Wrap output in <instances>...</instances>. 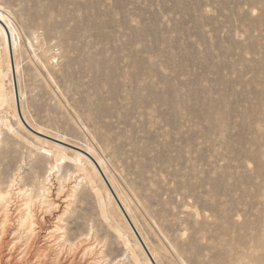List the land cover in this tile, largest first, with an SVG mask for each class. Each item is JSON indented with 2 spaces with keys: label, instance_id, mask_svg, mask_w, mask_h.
I'll return each instance as SVG.
<instances>
[{
  "label": "rangeland",
  "instance_id": "374dc122",
  "mask_svg": "<svg viewBox=\"0 0 264 264\" xmlns=\"http://www.w3.org/2000/svg\"><path fill=\"white\" fill-rule=\"evenodd\" d=\"M0 10L20 45L0 39L7 90L34 128L93 149L159 264H264V0ZM17 113L0 110V264H135L126 241L148 264L105 181L43 154L64 146Z\"/></svg>",
  "mask_w": 264,
  "mask_h": 264
},
{
  "label": "bare ground",
  "instance_id": "6f19581e",
  "mask_svg": "<svg viewBox=\"0 0 264 264\" xmlns=\"http://www.w3.org/2000/svg\"><path fill=\"white\" fill-rule=\"evenodd\" d=\"M1 38L3 39L4 49L7 52V54L9 56H13L15 54L17 48L20 46L19 42H18L19 38H18V34L16 32V29H15V26L12 24V22L10 20V16H8V14L3 12L2 10H0V39ZM0 48H1V46H0ZM0 60H1V58H0ZM12 63H14V62L12 61ZM15 64H16V71L18 73L19 66H18L16 61H15ZM7 71H9L11 73L10 61L7 63ZM4 76H5V74L2 71V64L0 61V110H5L6 108L13 109V107H14V109L16 110V114H18L17 113L18 103L20 104V108H22V106H21L22 102L20 103L19 98H18V102H16V97L21 96V100H23L24 94L21 92L20 89L18 90V86L15 85V83H13L12 79H11V87L9 90H7L8 88H6L7 84L5 83ZM11 77H12V75H11ZM21 111H22L21 112L22 116L25 119L26 123L28 124L29 128L26 125L25 126L27 127L28 130H30V132H32V134H36L37 136L40 137V139L45 138V139H43V141L49 140L50 142H54V143L59 144L61 146L77 150L75 157H73V158L67 156V154L64 153V150H65L64 147L62 149H60L61 147H59L56 155L54 154V152L50 148L46 149L44 147H41V149L44 150L43 154L47 155L48 157L49 156L50 157L55 156L56 160L59 161L60 163L65 162L66 159H68L69 161H74V162L78 161L80 164L83 165V166L77 165L76 168H77L78 172H81V171L84 172V178H86L88 180V182L91 184V186H93L94 182H93V179L89 176L86 169L84 168V167H86V166H84L85 164H87L92 169V172L95 176L100 177L101 180L105 181L106 186H107L108 191H109L108 192L109 196L111 198L112 197L114 198L116 207L121 212V214L124 217V219L126 220V222L130 225L131 229L133 230V232H134V234L138 240V243L143 248V251H145L144 253L146 254V257L148 260L147 263L148 264H159L155 254L153 253V251L149 247L147 241L143 237V235L140 232L135 220L133 219L127 204H125V202L123 201V199L119 195L117 189L113 185L109 175L105 171V169L103 167V161H100L98 158H96L93 155L94 154V152H92L93 149L90 147H85L86 148L85 149V148L81 147L80 145H76V143L73 144V142L68 143L69 141L65 138V136L50 135L47 132L45 133V131H43L39 128H36V127L34 128V126H32L28 122L25 114L23 113V109H21ZM18 120H19V124H21L22 119L20 120V118H19ZM6 123H7V121H6ZM7 124L9 125V123H7ZM60 153H62V154H60ZM87 158H90V160H92L94 162L96 167L93 164H91L89 159H87ZM9 191H1L0 190V200L1 201L9 199V197L11 195ZM96 192L98 194L97 190H96ZM30 200H31V197H30L29 201ZM29 201L27 203H31L32 200L30 202ZM27 203L25 205H28ZM27 207L25 206V208H27L26 214H23V216L20 218V219H23L25 217L24 221H29L32 218V212L29 210V208L31 206L29 207V205H28ZM101 214L105 219H107L108 213H107V210L105 208L104 203L101 205ZM118 228L115 229V231L119 234V236L121 238H123L124 234ZM126 242H127L126 246H127V248H129L130 252L132 253V258L134 259L135 264H139V260L135 254V251L133 250V248H130L129 242L128 241H126Z\"/></svg>",
  "mask_w": 264,
  "mask_h": 264
},
{
  "label": "water",
  "instance_id": "95a60500",
  "mask_svg": "<svg viewBox=\"0 0 264 264\" xmlns=\"http://www.w3.org/2000/svg\"><path fill=\"white\" fill-rule=\"evenodd\" d=\"M16 83V82H15ZM16 85V84H15ZM18 110H19V116L22 119L23 123H25V125L28 127V124L26 123V121L24 120L22 113H21V108H20V104L18 103ZM29 128V127H28Z\"/></svg>",
  "mask_w": 264,
  "mask_h": 264
}]
</instances>
